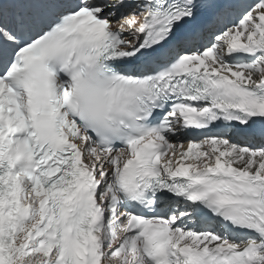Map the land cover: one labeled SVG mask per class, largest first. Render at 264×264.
Returning <instances> with one entry per match:
<instances>
[{
	"label": "snow or ice",
	"instance_id": "6c2138e0",
	"mask_svg": "<svg viewBox=\"0 0 264 264\" xmlns=\"http://www.w3.org/2000/svg\"><path fill=\"white\" fill-rule=\"evenodd\" d=\"M0 264H264V0H0Z\"/></svg>",
	"mask_w": 264,
	"mask_h": 264
}]
</instances>
